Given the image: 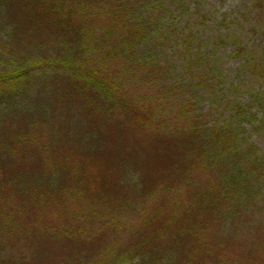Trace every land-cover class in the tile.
Returning a JSON list of instances; mask_svg holds the SVG:
<instances>
[{
	"label": "rangeland",
	"instance_id": "374dc122",
	"mask_svg": "<svg viewBox=\"0 0 264 264\" xmlns=\"http://www.w3.org/2000/svg\"><path fill=\"white\" fill-rule=\"evenodd\" d=\"M133 11L138 23L145 21V31L148 33L144 45L140 47L143 51L141 55L156 62L164 74L156 87L138 78L129 81L127 93L140 102L146 98L145 106L151 102L153 107L160 109L156 117L165 129L170 125L182 124L179 121L182 119L177 118L182 112H178L188 111L187 103L195 106L196 114L210 125L230 122L235 105L245 107L258 116V121H251L250 117L237 120L236 123L243 122L245 129L240 132L239 145L245 149L253 144L264 160V0H139ZM11 35V28L2 22L0 54L12 53L25 62L54 55L49 47L39 48V51L27 46V39L22 40L23 48L17 51L14 48L17 43ZM189 36L193 37L190 53L183 46ZM47 38H44L45 44L58 43ZM239 48L244 49L240 55ZM60 75L63 74L53 69L36 75V81L23 97L12 102L11 106L0 109V134L12 136L13 139L17 137L16 142L10 138L14 149L12 162L0 164V187H5L4 190L0 188V264H65L69 260L86 264V261H82L83 256L100 262L102 253L115 254L119 246H124L121 240L126 238V232L122 234V227L134 233L158 209L159 213L150 222L164 223L168 216L173 219L179 217L177 203L174 202L177 198L184 201L179 191L162 194L160 189L147 191V188L145 192H151L150 195L133 194L132 187H140L137 173L144 165V156L146 161H153L150 163L151 178L166 171V167L170 168L167 165L170 161L162 158L163 149L146 151L149 145L144 147L145 144L144 149H140L133 134L139 141L144 139L142 132L133 124L128 128L127 123L120 120L121 116L113 117L106 124L102 141L104 146L100 148L101 153L110 155L117 162V157H125L137 167L136 171L132 168L126 170L121 178V186L119 181L114 182V178H109L112 173L106 171V165L100 164V160L95 164L86 157L88 155L81 154L94 152L97 137L89 130L88 118L91 116L80 112L77 106L74 109L69 107L74 95L69 94L62 100L65 92L71 93V90L68 89V81ZM150 80L153 81L152 78ZM173 86L179 88L166 94L167 89ZM160 90L165 93H160ZM180 102L184 103L182 109L173 112V108L180 107ZM35 119L40 121V129L29 128L33 127ZM62 122L72 128L73 137L78 136L83 140V146L79 143L74 145L81 153L74 154L72 176L64 179L66 183L69 179L76 181L73 189L79 192L80 198L74 197L68 203L59 202L56 205L38 196L40 189L47 184L46 175L41 174L46 167L40 159H52L47 170H53L56 174L64 166L56 157L62 153L61 149L59 153V143L48 144L52 148L51 152L47 151L48 155L41 147V156L28 155L18 147L28 142V135L34 137L32 145L40 147L52 124ZM162 133L159 132V135H165ZM146 135L154 133L147 132ZM25 177L36 180L33 188H27ZM55 180L53 177L51 188L65 183L64 180ZM162 181H156L154 187ZM81 185L92 189L93 195H98L100 188L105 198H100L101 201L96 196L88 198V189L84 190ZM253 187L252 201L245 205L249 224L246 226L242 219H238L236 225L230 220L225 225L228 233L233 229L240 231L237 236H232L239 239L233 241V246L244 256L250 246L258 244L251 245L256 237L253 228L264 225V177ZM129 189L132 195L124 201L123 194ZM114 204L119 207L112 206ZM29 220L32 224L28 223ZM106 240L107 246L103 252ZM223 240L220 238V246L226 243ZM90 242L96 244L91 247ZM96 247L98 252L95 251ZM254 250L263 252L264 246L256 245ZM119 264L135 262L120 261Z\"/></svg>",
	"mask_w": 264,
	"mask_h": 264
},
{
	"label": "trees",
	"instance_id": "16d2710c",
	"mask_svg": "<svg viewBox=\"0 0 264 264\" xmlns=\"http://www.w3.org/2000/svg\"><path fill=\"white\" fill-rule=\"evenodd\" d=\"M138 3L139 0H0V25L4 22L11 28V38L17 43L15 50L18 51L23 46L22 40L27 39V46L39 51V48L49 47L54 54L53 57L27 62L16 58L12 53L0 54V109L11 106L12 102L23 97L36 81V75L52 69L59 70L63 74L60 76L68 81V89L71 90V93L65 92L62 100L69 94L74 95L69 107L74 109L77 106L80 112L84 111L91 116L88 118L89 130L97 137L94 152L81 153L74 145L79 143L83 146V140L78 136L74 138L72 128L62 122L52 124L40 147L32 145V135H28L26 144L17 146L28 155L41 156V147L48 155L47 151H52L48 144L59 143V153L60 149L62 153L56 157L64 166L56 174L53 170H47L52 159H40L41 164L46 167L41 174L46 175L47 184L40 189L38 198L56 205L59 202L68 203L74 197L80 198L79 192L73 189L76 181L69 179L66 183L64 180L72 176L71 165L76 153L88 155L86 157L95 161V164L100 160V164L106 165V171L112 173L109 178H114V182L119 181L121 186V178L126 170L132 168L136 171L137 167L132 164L131 159L117 157V162L110 155L100 152V148L104 146L102 141L106 124L113 117L121 116L120 120L126 122L128 128L133 124L134 128L142 132L144 139L139 141L133 134L140 149H144L146 145H149L146 151L163 149L162 158L170 161L167 163L170 168L166 167V171L151 178L150 163L153 161H146L144 156V165L137 173L140 187H132L133 194L150 195L151 192H145L147 188V191L160 189L162 194L176 190L182 194L184 201L178 198L174 201L179 210L177 219L168 216L164 223L150 222L159 213L158 209L134 233L125 231V227L120 229L122 234L126 232V238L121 240L124 246H119L118 252L102 253L100 262L86 256H83L82 261H86V264H119L120 261L135 264H264V251L254 250L256 245L264 246V225L259 224L253 228V235L256 234V237L251 245L258 244L250 246L245 252L246 256L241 255L233 246V241L239 239L232 236H237L239 230L233 229L228 233L225 229L229 220L235 225L238 219H242L246 226L249 224L245 205L252 201L254 184L264 177V160L253 144L245 149L239 145L240 132L245 129L243 122L236 123L238 119L247 117L251 121H258V116L245 107L235 105L230 122L210 125L196 114L195 106L187 103L188 111L178 112H182L177 117L182 119L179 120L182 124L170 125L165 129L156 117L160 109L153 107L151 102L149 106H145L146 98L140 102L126 90L129 81L137 78L156 87L164 74L156 62L141 55L143 51L140 47L144 45L148 33L145 31V21L138 23L137 18L133 17L134 7ZM44 38L58 43L53 41L45 44ZM192 42L193 37L189 36L183 44L189 53ZM243 50L238 49L239 55ZM150 78L153 79L152 82ZM200 79L203 80L202 77ZM178 88L173 86L167 89L166 94ZM159 92L165 93L163 90ZM183 104L180 102V107L173 108L172 111L182 109ZM35 121L30 129H40V121ZM147 132H153L155 137L146 135ZM159 132L165 135H159ZM43 134L42 129L41 135ZM10 138L13 139L12 136L0 134V164L12 162L11 154L13 155L14 149ZM13 140L16 142L17 137ZM53 177L54 180H64L65 183L51 188ZM162 179L154 187V183ZM35 182L36 180L25 177L27 188H33ZM81 186L84 190L88 189L86 185ZM0 188L5 189L4 186ZM90 190L92 189L87 191L88 198L96 196L99 201L100 198H105L100 188L98 195H93ZM7 195L8 192L5 193L6 197ZM131 195L129 189L122 199L129 200ZM112 206L117 208L118 205ZM28 223L32 224L31 220ZM220 238L226 242L223 243L225 246L219 245ZM115 239L119 240L116 236ZM124 240L126 241L123 242ZM89 244L92 247L96 242ZM109 245L111 246V242ZM106 246L107 240L103 252ZM95 251L98 252L97 247ZM65 264H80V261L69 260Z\"/></svg>",
	"mask_w": 264,
	"mask_h": 264
}]
</instances>
